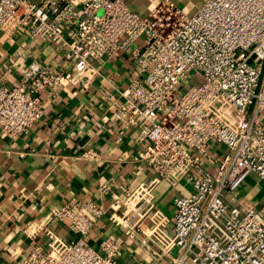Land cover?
<instances>
[{
  "label": "built area",
  "instance_id": "1",
  "mask_svg": "<svg viewBox=\"0 0 264 264\" xmlns=\"http://www.w3.org/2000/svg\"><path fill=\"white\" fill-rule=\"evenodd\" d=\"M21 28L66 50L74 65L61 72L35 59L15 62L20 82L0 88V131L12 139L28 133L43 116L40 94L89 83L97 65L141 38L132 52L140 75L120 92L113 120L136 130V142L146 143L139 158L155 174L132 191L110 194L104 184L109 210L92 201L55 208L75 238L47 232V253L31 252L24 264H117L115 240L103 239L98 250L87 242L95 219L109 211L137 239L153 209V186L181 180L193 191L173 201L176 251L159 250L150 264H264V205L242 212L224 197L251 174L264 183V0H205L190 16L172 0L145 16L125 0H0V30ZM210 142L225 148L214 174L199 160Z\"/></svg>",
  "mask_w": 264,
  "mask_h": 264
},
{
  "label": "crops",
  "instance_id": "2",
  "mask_svg": "<svg viewBox=\"0 0 264 264\" xmlns=\"http://www.w3.org/2000/svg\"><path fill=\"white\" fill-rule=\"evenodd\" d=\"M158 1L125 0L141 16ZM172 1L192 14L205 0ZM142 45L140 38L102 64L93 63L98 69L89 83L40 94L43 116L28 133L12 139L0 131V264H24L31 252L47 253V232L65 241L75 238L67 222L52 215L55 208L92 201L109 210L111 193H121L125 186L132 191L154 179V172L139 158L146 143L136 142L134 128L113 120L115 103L123 102L120 92L140 75L132 52ZM66 56L67 51L55 43L29 38L25 28L13 34L0 30V88L19 84L15 62L25 65L35 59L69 72L74 60ZM224 154L223 145L210 142L199 158L203 172L214 174ZM107 183H111L110 194L104 196L101 188ZM192 191L187 180L175 185L162 181L152 188L153 209L141 224L140 237H126L110 221L108 211L95 219L87 242L98 250L103 239L115 240L120 245L117 264H150L159 250L173 254V201ZM224 197L242 212H258L264 205V183L251 174ZM139 239H144L143 245Z\"/></svg>",
  "mask_w": 264,
  "mask_h": 264
},
{
  "label": "rangeland",
  "instance_id": "3",
  "mask_svg": "<svg viewBox=\"0 0 264 264\" xmlns=\"http://www.w3.org/2000/svg\"><path fill=\"white\" fill-rule=\"evenodd\" d=\"M184 12V11H183ZM189 11H185L184 13L186 14V15H193L194 13H192V14H190V13H188ZM251 64L255 67V68H257V63H256V60H253V61H251ZM191 78V76L190 77H188V79L183 83V86L185 85L186 86V84H189L190 85V82H189V79ZM261 119H262V121H263V123H264V114H262L261 115Z\"/></svg>",
  "mask_w": 264,
  "mask_h": 264
}]
</instances>
